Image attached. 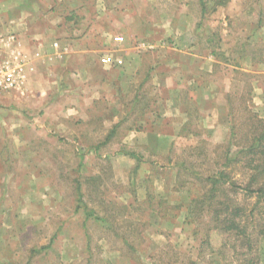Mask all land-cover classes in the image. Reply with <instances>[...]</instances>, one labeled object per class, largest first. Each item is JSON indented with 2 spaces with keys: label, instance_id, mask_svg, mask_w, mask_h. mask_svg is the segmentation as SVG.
Masks as SVG:
<instances>
[{
  "label": "rangeland",
  "instance_id": "1",
  "mask_svg": "<svg viewBox=\"0 0 264 264\" xmlns=\"http://www.w3.org/2000/svg\"><path fill=\"white\" fill-rule=\"evenodd\" d=\"M36 1L42 2L44 11L59 15L73 29H86L88 34L83 36L91 38L90 50L98 48L99 52L92 51L88 56L87 61H97L92 66H76L78 53L69 55L66 65L60 68L54 66L58 62L49 65L32 98L18 102L16 108L14 103L0 104V121L4 126H0V264H169L176 257L180 259L177 264H189L191 259L209 264V248H203L206 260L198 256L204 225L194 236L193 226L187 224L194 190L189 191L188 187L176 190V171L182 161L202 175L222 168L219 159L232 124L226 104L228 91L239 95L246 84L253 87L249 105L264 118V63L254 66L251 60L253 56L258 60L264 56V0H227L225 6L205 0L208 12L204 17L200 0ZM215 6L217 10L213 12ZM262 15L263 26L256 34ZM62 24L58 29H63ZM190 29L197 33L196 51L203 56L207 51V58H212L206 67L209 75L217 76L220 84L223 77L234 82L227 92H222L224 87L217 84L215 97L201 108L197 105L199 110L194 113L203 120L195 118L192 129L200 134L191 137L190 142L197 143L200 151L185 150L189 145L185 147V140L176 138L174 149L167 148L160 154L149 147L145 135L151 131L143 128L144 118L131 107L132 111L127 113L119 93L108 100V78L114 81L115 89L120 88L125 60L122 53L132 46L142 59L137 74L153 83L151 70L157 58L166 59L169 64L163 66L166 68H171L172 61L187 59L186 49L179 44L189 38ZM197 29H203V36ZM115 37L124 41L116 42ZM203 39L210 48H202ZM220 41L222 50L230 57L227 61L223 57L220 62L211 54L213 46L218 50ZM102 43H107L108 49L100 51ZM68 46L77 51L72 44ZM103 55L122 59L123 64L101 65L99 59ZM80 61L78 58L77 63ZM236 63L238 73L234 72ZM83 67L88 72V81L77 85L78 80L74 82L72 74L83 72ZM110 102L113 104L109 105ZM186 108L193 110L196 105L188 102ZM236 114V122L240 124L243 116L238 110ZM15 124L17 131L13 130ZM112 131L114 135L108 140ZM137 135L141 138H135ZM14 141L18 144L14 145ZM131 152L142 157L138 173H135L138 161L128 154ZM226 169L234 181L246 186L247 174L240 164ZM93 175L102 178L107 207L108 196L116 197L118 203L129 204L134 203L135 196L143 202L151 191L167 200L169 206H182V210L178 215L175 210L167 218L151 219L130 209L124 218L148 222L141 225L138 237L130 234V241L136 246L133 251L109 232L108 224L102 226L95 216L87 219L84 210H76L73 184L77 178L84 180ZM183 177L191 179L189 173ZM87 189L84 185L83 190ZM239 199L244 204L256 201L252 198L246 202L242 194ZM89 207L105 216L101 201L92 200ZM52 240L51 248L32 256L34 248L46 246ZM212 243L216 246L220 243L216 233L212 235ZM260 249L264 264V240ZM128 254L135 258L125 257ZM230 260L235 263L233 258Z\"/></svg>",
  "mask_w": 264,
  "mask_h": 264
},
{
  "label": "trees",
  "instance_id": "2",
  "mask_svg": "<svg viewBox=\"0 0 264 264\" xmlns=\"http://www.w3.org/2000/svg\"><path fill=\"white\" fill-rule=\"evenodd\" d=\"M200 1L204 17L208 12V5L205 0ZM226 2L227 0H215L217 6H225ZM217 6L214 7L213 12L217 10ZM262 24L263 15L259 20L257 29H255L256 34L258 29L262 28ZM220 42V46L216 47L218 50L213 46L211 54L218 60L225 57L227 61L230 57L222 50V41ZM209 45L206 44V47L210 48ZM251 60L255 66L256 63H264V56L259 57V60L256 56H253ZM236 64L234 72L238 73L239 65L238 63ZM216 66H218V63H216ZM230 79V83L234 82V79ZM252 93L253 87L247 86V84L239 95H233L231 91L227 92L228 118L232 120V124L224 153L219 159V161H222L220 164L222 168L211 171L213 173L202 175L198 172L194 173V170L185 161H182L176 171V190L186 187H188L189 191L194 190L191 205L189 206L190 217L187 216V224L193 226L194 236H198L200 226L204 225V238L201 240L198 256L206 260L203 252L204 249L209 248V264H215V261L220 264H262L260 243L264 240V118L255 113L249 105ZM198 110L197 105L193 110L188 109L189 120L179 133L178 138L185 140V147L189 145L185 150L200 151L202 149L198 147L197 143L193 145L190 142L191 137L195 138L200 134L192 129L195 118H199L194 113ZM237 110L243 116V121L240 124L236 122L238 118ZM113 135L114 131L109 133L108 140ZM174 146L175 144L173 143L170 151L174 149ZM128 154L137 159L138 164L135 167V173H138L140 164L143 161L142 157L134 152ZM239 164L243 169V173L247 174L246 186H241L238 181H234L230 172L226 169ZM184 173L187 175L189 173L191 179L183 177ZM102 183V178L96 175L86 177L84 180L80 178L75 180L73 189L78 203L76 210H84L87 219L95 216V220L102 221V226L108 224L109 232L115 233L133 251L136 246L130 241V234L138 237L141 232V225L144 226L148 222L139 221L138 219L133 220L129 217L124 218L130 209L140 217L146 218L149 216L151 219L154 217L167 218L170 212L175 210V214L178 215L179 211L182 210V206H169L167 200L155 196L151 191H148L147 197L143 202H139L135 196L134 203L131 202L129 204L118 203L116 197L108 196L107 207L106 199H104L101 189ZM84 185L88 186L85 191L83 190ZM197 192L199 193L196 194ZM239 194L244 196L246 202L252 198H256V201L244 204L239 199ZM92 200L101 201L104 204L105 216L101 217L95 208L89 207V202ZM204 216L208 217V221H204ZM119 218H122V225L119 223ZM149 224L152 225V222H149ZM213 233H216V238H220V243L217 246L212 243ZM53 240L46 246L34 248L32 256L51 248ZM126 256L135 258L132 254ZM230 258H233L235 263L231 262ZM179 260L176 257L169 264H177ZM189 264L199 263L197 259H191Z\"/></svg>",
  "mask_w": 264,
  "mask_h": 264
},
{
  "label": "crops",
  "instance_id": "3",
  "mask_svg": "<svg viewBox=\"0 0 264 264\" xmlns=\"http://www.w3.org/2000/svg\"><path fill=\"white\" fill-rule=\"evenodd\" d=\"M43 8L42 2L38 3L36 0H0V35L8 36L9 34H15L19 38L23 50L29 53L30 56H33L32 61L35 65V71L28 75L27 82L24 84L22 90L0 93V104L14 103L13 107L16 108L18 102L21 101L22 103L24 99L32 98L35 94L34 88L39 81L42 82L49 65L58 62L60 64H55L54 66H59L60 68L66 65V58L69 55L73 56L78 53L77 57L81 59L80 63H77V58L76 66L78 67L92 66L97 62L95 60L87 61L92 51L99 52V50L98 48L96 51L90 50L93 49L90 42L91 38L83 36L84 34H88L85 31L86 29H73L71 24L63 23L59 15L44 11ZM60 24L64 26L63 29H58L62 28ZM202 30L197 29V32L201 31L203 36ZM187 32H189V38L182 42L183 44H179V46H186L182 49H186L185 56L187 55V59L182 62L172 61L171 68H166L163 67L165 64L169 65L165 63L167 62L166 59L157 58L151 70L153 83L150 84V79H142L137 74V70L142 64V59L138 56V51L132 46L126 47L122 53L125 60L121 70L123 75L120 77V88L115 89L114 81L108 78V100L119 93L124 98L121 104L125 111L128 113L131 107V109H135L138 115L144 118L142 122L144 124L143 128L148 127L151 131L145 135L148 138L149 147L154 149L155 152H162L160 154L165 153L167 148L170 150L171 145L179 137L182 127L189 120L188 109L186 108L188 102H192L201 108L202 105H207L208 100L210 101L211 98L215 97L217 84L219 87H221V84L224 87V91L222 92L229 90L231 79L223 77V80V78H220V84L218 83L219 79L217 76L209 75V69H206V67L212 61L211 56L207 58V51L204 53L206 56H203V53L199 54L196 51L198 50L195 38V34L197 35V33L194 32V29H190ZM80 37H83V39L80 40ZM179 37V39L183 38V36ZM56 38H58L59 42L56 41ZM55 43H58V48L54 47ZM1 44L2 42H0V47ZM67 44H72L77 51H72ZM102 44L100 51L108 49L107 43ZM201 44L202 48L206 50L207 47L204 39ZM65 48L66 51H63ZM37 52L41 56L34 58ZM101 58L99 59V63L104 65L101 62ZM82 71L78 70L72 74L75 78L74 82L78 80L76 82L77 85L82 81H88L87 70L83 67ZM40 86L42 85L40 84ZM42 89L43 87H41ZM110 104L112 105L113 102H110ZM162 105L163 111L161 112L160 107ZM204 118H206V115ZM198 119L199 121L203 120L200 117ZM0 124V126L4 127L1 121ZM14 128L13 130H18L17 124L14 125ZM155 130H163L164 132L159 133ZM135 138H141V136L137 135ZM17 141L18 143L20 142L19 139ZM18 143L14 141V145ZM8 154L6 160L9 158Z\"/></svg>",
  "mask_w": 264,
  "mask_h": 264
},
{
  "label": "built area",
  "instance_id": "4",
  "mask_svg": "<svg viewBox=\"0 0 264 264\" xmlns=\"http://www.w3.org/2000/svg\"><path fill=\"white\" fill-rule=\"evenodd\" d=\"M115 41L121 43L124 39L115 37ZM0 42H2L0 47V93L22 90L28 75L35 71L33 56L23 50L21 42L15 34L0 35ZM54 47L58 48V43H55ZM40 56L41 54L37 52L34 58ZM101 62L108 66L123 64L122 59H114L109 55H103Z\"/></svg>",
  "mask_w": 264,
  "mask_h": 264
}]
</instances>
